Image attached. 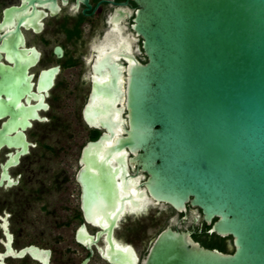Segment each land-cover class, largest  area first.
Segmentation results:
<instances>
[{"label": "water", "instance_id": "1", "mask_svg": "<svg viewBox=\"0 0 264 264\" xmlns=\"http://www.w3.org/2000/svg\"><path fill=\"white\" fill-rule=\"evenodd\" d=\"M131 1L130 27L144 62L129 56L125 66L105 54L93 66L97 79L83 120L102 133L80 156L86 219L107 221L111 243L126 201L142 210L151 199L182 214L190 206L232 252L205 248L192 231L168 227L155 237L144 264H264V0ZM18 39L15 32L11 45ZM37 56L32 50L34 62ZM31 65L0 64V95L8 96L0 97V116L25 112L24 126L29 119L45 121L36 106L20 101L34 94ZM57 70L42 73L45 89ZM17 135L26 153L29 143L24 133ZM128 165L146 175L142 184L128 176ZM99 235L82 226L77 242L95 244ZM42 253L49 264V251ZM114 253L112 263L137 262L130 246Z\"/></svg>", "mask_w": 264, "mask_h": 264}, {"label": "flooded vegetation", "instance_id": "2", "mask_svg": "<svg viewBox=\"0 0 264 264\" xmlns=\"http://www.w3.org/2000/svg\"><path fill=\"white\" fill-rule=\"evenodd\" d=\"M87 3L0 0V64L15 67L33 63L28 73L33 75L34 94L28 103L26 95L20 101L25 106H36L38 115L45 118L29 119L31 125L24 126L25 112L19 111L13 119L9 111L0 116V264H43L44 251H49V264H61L59 244L64 246L61 254L69 255L66 264H131L130 259L124 263L109 260L118 256L116 249L126 246L135 251L136 264H144L155 237L168 227L190 230L200 245L220 250L210 244L222 238L208 233L209 226L202 222L200 211L193 214L190 206L182 214L151 199L142 210L133 209L126 201L124 212L111 229V243L107 221L96 217V223H91L86 219L78 180L80 156L86 143L102 133L101 129L89 128L83 120L93 79H97L93 66L105 54L125 66L129 56L144 62L141 40L130 27L135 4L131 0ZM122 12L128 14L125 19L120 16ZM15 32L20 39L11 45ZM32 50L38 53L35 62ZM55 68L58 70L53 84L45 89L46 75L42 73ZM0 97L5 100L8 96L3 93ZM18 132L24 133L29 143L26 153ZM79 138L85 139L80 145ZM75 147L79 148L76 158L71 151ZM69 153L70 158L61 157ZM128 176L134 178L136 185L146 178L139 167L132 169L130 165ZM121 181L117 177L120 195L126 196ZM34 211L42 214L41 221L27 220V214ZM82 226L93 236L100 233L95 244L77 242V231ZM65 229L70 231L66 237L62 232ZM222 241L228 247V240ZM20 251L24 252L18 255Z\"/></svg>", "mask_w": 264, "mask_h": 264}, {"label": "rangeland", "instance_id": "3", "mask_svg": "<svg viewBox=\"0 0 264 264\" xmlns=\"http://www.w3.org/2000/svg\"><path fill=\"white\" fill-rule=\"evenodd\" d=\"M78 141H79V145H80L81 143H83L85 141V139L79 138ZM71 151L75 152V155H74V153H71V154L74 155L75 158H76V156L78 154V151H79V148H76L75 147ZM61 157H66V158L69 157L70 158V153L68 155L67 154H62ZM42 219H43L42 214L41 213H38L37 211L30 212V213L27 214V220H29V221H35L36 222V221H41ZM164 223H165V219H162L161 220V224L163 225ZM62 232L65 234V237H66V235H68V232H70V231L68 229H65ZM63 250H64L63 244H59V246H58V251H59L58 252V256L60 258L59 259V262L61 264H66L65 262L67 261L69 255L68 254H65V253L61 254V251H63Z\"/></svg>", "mask_w": 264, "mask_h": 264}, {"label": "trees", "instance_id": "4", "mask_svg": "<svg viewBox=\"0 0 264 264\" xmlns=\"http://www.w3.org/2000/svg\"><path fill=\"white\" fill-rule=\"evenodd\" d=\"M203 242H206V240L203 239ZM210 246L213 248L217 247L223 252H232V249L227 247L226 244L222 241V239L214 240L213 242H211Z\"/></svg>", "mask_w": 264, "mask_h": 264}]
</instances>
